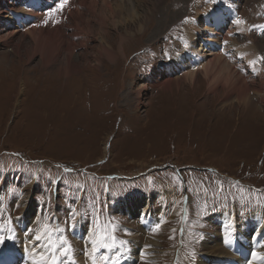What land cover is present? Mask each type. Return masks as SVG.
<instances>
[{
    "label": "rangeland",
    "instance_id": "obj_1",
    "mask_svg": "<svg viewBox=\"0 0 264 264\" xmlns=\"http://www.w3.org/2000/svg\"><path fill=\"white\" fill-rule=\"evenodd\" d=\"M7 1L12 9L19 8L15 0ZM213 1L219 0H165L160 4L126 0L122 16L129 11L141 22L138 29L125 32L118 23L113 26L118 15L109 16V8L101 4L104 0H97V14L90 24L93 33H83L85 37L77 41L80 29L63 26L62 39L76 47L72 52L60 49L49 66L42 60H47L48 52L34 45L31 33L13 26L17 32L6 35L0 26L5 30L0 32L1 252L7 248L11 257L18 254L8 246L19 232L36 244L32 248L37 253L27 250L29 246L20 249L29 264L73 263L68 256L54 254L63 225L93 228L95 223L84 214L89 210L115 227L120 220L112 206L131 201L140 192L164 201L169 209L147 236L142 248L145 262L139 264H172L173 259L183 264L187 254L194 253L188 246L195 218L189 219L184 211L187 207L194 214H213L224 222L227 218L232 225L242 223L250 212L264 214V98L255 91L259 88L264 95V85L257 77L248 83L244 76L249 74L244 69L248 63L228 45L233 39L242 45L239 35L252 33L241 26H222L216 35L224 33L220 38L226 53L220 58L248 83L249 99L243 105L234 95L227 99L222 86L210 83L209 77L201 73L188 76L189 62L178 70L171 64L178 55L169 57L175 42H181L180 38L172 40L169 32L178 33V25L185 22L187 37L183 39L189 43L187 25L197 14L204 17ZM3 4L0 0L4 19ZM194 21L203 28L208 23ZM99 33L111 58L99 44ZM253 38L256 44L252 47L264 45L260 37ZM84 41L85 46H77ZM257 47L254 57L264 56V46ZM68 54L75 59V67L66 73L60 67ZM199 56L203 63L213 58L210 51ZM234 60L243 62L235 65ZM254 80L258 81L253 84ZM143 86L147 90L141 91ZM141 93L143 99L138 102ZM30 205L37 208L36 214L25 229L22 220L31 212ZM232 225L226 226L230 237L234 234L254 246L253 264H264V255L261 260L257 253L264 254L259 236L264 229L257 231L252 224L242 232L240 226ZM206 230L211 232L201 238L200 247L206 254L223 256L224 250L206 238L212 227ZM38 235L40 243H36ZM114 253L115 248L109 250L111 263L120 260Z\"/></svg>",
    "mask_w": 264,
    "mask_h": 264
},
{
    "label": "bare ground",
    "instance_id": "obj_2",
    "mask_svg": "<svg viewBox=\"0 0 264 264\" xmlns=\"http://www.w3.org/2000/svg\"><path fill=\"white\" fill-rule=\"evenodd\" d=\"M2 1L5 3V4H3V11H4V15L6 14V16H4V19H3L2 16H1V13H0V23L1 22L3 23V24L1 23L2 25H0V26H3L4 29L7 31L6 35H11V34L17 32L13 28V26L15 25L16 20H18V21H22L23 20V15L24 14L27 17H32V22H34V21L37 20V18L42 13V11L46 7H48L49 5H51L53 3V0H48V2L44 6H42V2L44 0H25V1L24 0H22V1L18 0L19 3H21V5H20L21 10H19L16 13H14V12H11V11L8 12V10L12 9V8L11 9L9 8L10 7V3L7 0H2ZM101 1L102 0H98V2H101ZM145 1L150 2V3L152 2V3H159L160 4L161 2H163L165 0H145ZM213 2H215V1H213ZM101 4H103V6H105V8H107V7L109 8V10H110V12H109L110 15L109 16L118 15V20L117 21H113V23H114L113 26H115V23H118V25L123 26L125 28L124 29L125 32H128L130 30V28H132V27H136V29H138V27H137L138 23H140L141 21H139L137 23V19H136V15L135 14H134V16H130V14H132V13H130L129 11L125 13L126 14L125 16H122V14H121V11L125 7H127L126 0H104V2L103 3L101 2ZM112 6L114 8H112ZM96 7H97V0H76V3L72 4V7H71V9L69 11V16H71L70 18H72V20L69 21V23L65 24L64 26L67 27L69 25H73L77 29H80L82 35L75 36L76 39H78L77 41H79L82 37H85V35H83V33H85V34H92L93 33L94 30L91 28L90 24L94 21V17L97 14L95 12L98 9L96 11L94 10V8H96ZM212 8H214V7H212ZM212 8L209 7V9H206V11L209 10V12H210V10ZM101 9H102V7H101ZM24 12H27V13H24ZM203 15H204L203 18H204V22H205V21L208 20V15L206 13H204ZM211 15H213V14H211ZM127 18H129V20ZM219 19L222 20V16L221 15L217 16V18H215L214 23H216L218 21L217 25L221 28L223 26L224 22L221 23ZM191 23H192V21H191ZM191 23L189 25H187L186 32H187L188 37H189V43L194 44V43H197V42L195 40L196 38L194 36H192L193 35V30L191 28ZM206 23L207 22H205L204 25ZM60 25H57L56 28H54V29H50L48 27L44 28V27H41V26H39V27H30L28 24L24 25L23 23H20V26L22 28H24V30L26 29L25 30L26 32H29V33L32 34V36L30 38L33 40L32 42L34 43V45L35 46L38 45L37 47L40 48V50H44V51L48 52L47 60L45 61L44 59H42L43 62H44L43 63L44 65H48L49 66L51 64H54L55 60L57 59L56 55L59 53L58 51L60 49L64 48L67 52H72L73 48L76 47L75 43L69 42L66 39H62L63 32H61L60 30H61V27L63 25V22H61ZM195 26H196V28L200 27V25H198V23ZM86 27H88V28H86ZM5 30L0 28V32L5 31ZM69 30H71V28ZM83 30L85 32H83ZM104 32L105 31H103V33ZM206 32H207V35H206V37H204L205 39H203V41H205L206 43H209L208 45H211V48H209L208 50H206V49H203V50L210 51L211 54L213 55V58H210V60H208V61L203 63L202 60H201V56H199L200 52L195 50V48H192L187 53H183L181 55H178L176 58L172 59L171 60V64L175 68L180 70L181 68L185 67L186 63L184 62V59H186L189 62V64H190V72H188V74H187L188 76H195L196 73H201L205 77H209L210 83L212 81H214L213 82L214 84L218 83V85L222 86V88L225 90V94H226L225 97L227 99H228L229 96L234 95V96H236L237 102L240 103L241 105H243L249 99V90L247 89V87L245 85H247L250 82V79H248V83H247V82H245L244 77H242L240 74L237 75V73H234L232 71V68L228 65V63L225 60H222L220 58V55L223 54V52H222L223 50H221V51L220 50L211 51L212 48H214V46H216V44L219 43L217 37L218 38L222 37L224 33H222L221 36H216L221 31H219L218 29H214L213 27H211ZM154 33H155V31H154ZM249 34H245V33L244 34H240L239 35L240 39H237V40H240V42L242 41V43H244V44H246L245 42L250 40V43H247L245 47H243L244 44L240 45V43H238L239 41H236L235 39H233L228 44L230 47H235L236 48L235 51H236L237 54H239V56L243 57L244 54H241V53L243 51L247 50V49H250L251 51L247 55L250 56V57H254V54H252V52H254V50L256 48H258L257 45L258 46L259 45L264 46L263 44L259 43V44L256 45L255 48L252 47L251 45L254 46V43L256 44V42H255L252 34H250V35ZM68 36H69V34H68ZM99 36H100V42H99L100 46L102 45L101 47L103 48V50H105L107 56L111 58L112 57L111 51H109V49H108L109 48L108 44H107V46L105 44V40L103 39L104 38L103 34L99 33ZM77 41L75 40V42H77ZM86 41H89V40L87 39ZM86 41L77 43V46H80V45L81 46H83V45L85 46V42ZM262 42L264 43V40ZM233 56H234V54H233ZM73 60H75V59H73ZM73 60H72V58H70V56L68 54L67 57L65 58V60H63V64L64 65H63V67H60V70H65L66 73H67L69 70L74 69L75 65H74ZM230 61H228V62H230ZM192 62H194V63H192ZM247 63H248V66H246V67L243 66V67H244V69H246L247 72H249V74L258 72V70H257L258 67L256 68L252 63H250V61H247ZM242 71H241V73H243ZM243 74H245V71H244ZM255 81H258V80H254L253 84L255 83ZM258 84H259L258 86H260L261 82L258 83ZM144 90H147V86H143L141 91H144ZM255 91H256V93H257V95L259 96L260 99L264 98L263 97L264 95L261 92L262 91L261 89L258 88ZM138 96L139 97H138L137 101L140 102L143 99L142 93L139 94ZM27 220H29V217H28ZM244 223L245 224H249V225L253 224L254 228H256L257 231L258 230L261 231V229H264V214L257 213V212H254V213L250 212L246 216ZM259 236L261 237L260 242H264V233L261 232ZM215 237L217 238V234L215 235V233H213L211 236L208 237V238H210L209 241L214 243V241L216 240ZM238 239H239V237H238ZM239 241H241V240L239 239ZM220 246L221 245L217 241H215V247L222 248ZM241 248H242V246H241ZM27 250H33V251H35L37 253L36 249H34L32 247H28ZM223 252H225V251H223ZM257 253H259L258 254V258L262 260L264 254H262L260 252V250ZM22 257L25 258L24 264H29V260L25 256V253L22 254ZM200 264H204V263H200Z\"/></svg>",
    "mask_w": 264,
    "mask_h": 264
},
{
    "label": "crops",
    "instance_id": "obj_3",
    "mask_svg": "<svg viewBox=\"0 0 264 264\" xmlns=\"http://www.w3.org/2000/svg\"><path fill=\"white\" fill-rule=\"evenodd\" d=\"M157 202L159 203L160 207L163 208V210L165 209V211H167V210L169 209V205H166V203H165L164 201L158 199ZM186 205H187V204H186ZM184 211H186L190 216H192L193 211L188 210V207H187L186 209H184ZM244 222H245V221H244ZM213 233H214V232H212V233L210 234V236H211ZM215 234H217V233H215ZM208 237H209V236H208ZM208 237H206V238H208ZM204 240H205V239H204Z\"/></svg>",
    "mask_w": 264,
    "mask_h": 264
}]
</instances>
